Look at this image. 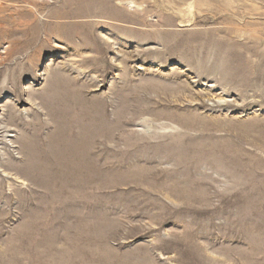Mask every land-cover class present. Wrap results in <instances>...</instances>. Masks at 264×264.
<instances>
[{
	"label": "rangeland",
	"instance_id": "obj_1",
	"mask_svg": "<svg viewBox=\"0 0 264 264\" xmlns=\"http://www.w3.org/2000/svg\"><path fill=\"white\" fill-rule=\"evenodd\" d=\"M0 253L264 264V0H0Z\"/></svg>",
	"mask_w": 264,
	"mask_h": 264
},
{
	"label": "bare ground",
	"instance_id": "obj_2",
	"mask_svg": "<svg viewBox=\"0 0 264 264\" xmlns=\"http://www.w3.org/2000/svg\"><path fill=\"white\" fill-rule=\"evenodd\" d=\"M10 249L12 251H14V253H16V251L14 249H12V248H10ZM10 256H11L10 260H6L5 259L6 254L4 255V254L0 253V264H5V263L7 264L8 261H9L8 264H10L11 262L15 263L17 260V257L14 255H10ZM49 256L54 257L53 254H50Z\"/></svg>",
	"mask_w": 264,
	"mask_h": 264
}]
</instances>
